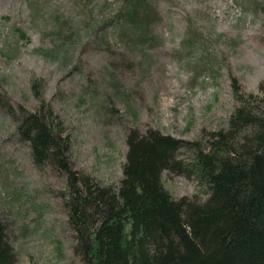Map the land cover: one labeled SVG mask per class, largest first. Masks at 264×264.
<instances>
[{"label":"rangeland","instance_id":"374dc122","mask_svg":"<svg viewBox=\"0 0 264 264\" xmlns=\"http://www.w3.org/2000/svg\"><path fill=\"white\" fill-rule=\"evenodd\" d=\"M117 1L0 0V214L15 264L82 262L62 195L67 177L34 161L5 97L13 109L37 106L35 80L72 135L74 167L107 183L122 176L129 127L197 140L227 125L235 85L264 93V0H152L156 34L146 46H101L92 36L69 64L61 60L66 30L101 23ZM161 176L173 195H208L185 172Z\"/></svg>","mask_w":264,"mask_h":264},{"label":"trees","instance_id":"16d2710c","mask_svg":"<svg viewBox=\"0 0 264 264\" xmlns=\"http://www.w3.org/2000/svg\"><path fill=\"white\" fill-rule=\"evenodd\" d=\"M152 3L118 0L114 15L101 23L78 33L67 29L64 39L73 49L67 54L60 41L61 60L69 64L92 36L101 46H146L156 34ZM36 84L37 106L13 109L5 97V107L34 161L67 177L62 195L82 264H264V93L235 85L237 104L227 125L197 140L151 125L129 127L122 176L105 183L74 167L72 135ZM163 169L194 176L207 197L173 195ZM8 231L0 214V264L17 261Z\"/></svg>","mask_w":264,"mask_h":264}]
</instances>
